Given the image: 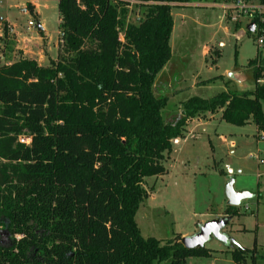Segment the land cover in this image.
<instances>
[{"label": "trees", "instance_id": "obj_1", "mask_svg": "<svg viewBox=\"0 0 264 264\" xmlns=\"http://www.w3.org/2000/svg\"><path fill=\"white\" fill-rule=\"evenodd\" d=\"M191 1L58 0L57 58L42 65L21 56L0 66V264H187L213 256L206 246L185 247L180 233L146 238L136 221L151 194L146 178L168 172L190 120L221 112L229 123L264 130L261 54L248 63L254 89L192 96L166 119L168 97L155 94V82L172 56V8ZM133 5L138 21L129 20ZM229 251L235 264L259 256L257 243Z\"/></svg>", "mask_w": 264, "mask_h": 264}, {"label": "rangeland", "instance_id": "obj_2", "mask_svg": "<svg viewBox=\"0 0 264 264\" xmlns=\"http://www.w3.org/2000/svg\"><path fill=\"white\" fill-rule=\"evenodd\" d=\"M29 3L30 0H3L0 5V66L21 56L42 65L57 58L61 44L58 0H38L33 11ZM214 3L192 0L172 8V56L155 82V94L168 97L166 119L168 111L178 115L183 102L192 96L212 97L227 89H254L248 63L258 54L264 57V48L258 47L256 35L247 32L246 25L236 29ZM129 9L130 21L141 19L140 7L133 5ZM31 20L43 23L45 30L29 26ZM5 24L9 27L7 37ZM262 107L264 111V101ZM187 129L165 162L168 172L146 178L145 187L151 194L141 202L136 214L142 235L163 242L178 233L191 236L201 222L225 216L229 206L226 184L234 178V189L252 196L234 206L237 214L225 229L230 242L212 236L205 246L215 250L213 256L189 257L187 264H235L230 248H252L255 243L257 260L248 258L244 264H264V164L251 158L262 155L264 142L257 139L255 123L235 125L223 120L219 112L192 119ZM227 166L233 175L226 172Z\"/></svg>", "mask_w": 264, "mask_h": 264}, {"label": "built area", "instance_id": "obj_3", "mask_svg": "<svg viewBox=\"0 0 264 264\" xmlns=\"http://www.w3.org/2000/svg\"><path fill=\"white\" fill-rule=\"evenodd\" d=\"M31 4L37 5L38 0H30ZM3 0H0L2 5ZM215 7L220 8L223 11L225 19L233 25L240 24L246 25V31L256 35V43L259 48H264V0H218L214 3ZM2 19V17H0ZM255 23L253 30L248 28L249 24ZM29 26L37 27V23L34 20L29 21ZM220 47H223V43H219ZM257 139L259 142H264V130L257 131ZM22 142H26L29 139L21 138ZM179 140L176 139L174 143ZM262 155H252L251 158L257 160L258 164H264V151ZM226 172L229 175H233V170L227 166Z\"/></svg>", "mask_w": 264, "mask_h": 264}, {"label": "water", "instance_id": "obj_4", "mask_svg": "<svg viewBox=\"0 0 264 264\" xmlns=\"http://www.w3.org/2000/svg\"><path fill=\"white\" fill-rule=\"evenodd\" d=\"M38 30L42 31L43 27L41 23L38 22ZM255 27V23L249 24L248 28L253 30ZM234 178H230L226 184V196L228 198V203L231 206H237L241 203L242 200L251 197L252 194L248 193L247 191H236L234 189ZM232 216L225 215L221 217H217L211 220L206 221L205 223L200 225L199 230L191 235L185 236L182 238V242L185 247L187 248H195L198 246H205L207 241L212 237L215 236L220 241L224 243L230 242V237L228 236L227 232L225 231L227 225L229 224Z\"/></svg>", "mask_w": 264, "mask_h": 264}, {"label": "crops", "instance_id": "obj_5", "mask_svg": "<svg viewBox=\"0 0 264 264\" xmlns=\"http://www.w3.org/2000/svg\"><path fill=\"white\" fill-rule=\"evenodd\" d=\"M41 25H42V27H43V30H42V31H44V30H45V27H44L43 23H42ZM242 27H243V26L240 25L239 28H242ZM206 50H207V49H206ZM27 52H28V50H25V54H27ZM172 69H173V68H172ZM245 71H246V70H245ZM169 72H171V69H170ZM243 77H244V76H243ZM243 77H242V78H243ZM245 78L247 79V77H245ZM243 79H244V78H243ZM251 90H252V89H251ZM240 92H242V91H240ZM190 121H191V120H190ZM190 121H189V122H190ZM250 122H251V121H250ZM256 128H257V126H256ZM256 131H257V130H256ZM178 143H180V142L178 141V142L175 143V144H178ZM229 206H231V205H229ZM229 206H228V207H229ZM228 207H227V208H228ZM227 208H226V209H227ZM219 216H220V215H219ZM199 223H200V222H199ZM201 224H202V222L200 223V225H201ZM197 230H198V229H197V227H196L195 231H197ZM180 234H181L183 237H185V235L188 236L186 233H184V234L180 233ZM192 235H193V234H192Z\"/></svg>", "mask_w": 264, "mask_h": 264}]
</instances>
